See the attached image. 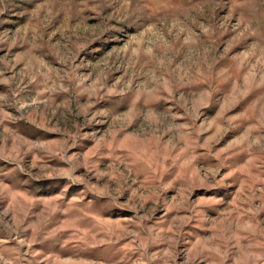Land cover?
I'll use <instances>...</instances> for the list:
<instances>
[{
	"label": "rangeland",
	"instance_id": "obj_1",
	"mask_svg": "<svg viewBox=\"0 0 264 264\" xmlns=\"http://www.w3.org/2000/svg\"><path fill=\"white\" fill-rule=\"evenodd\" d=\"M0 264H264V0H0Z\"/></svg>",
	"mask_w": 264,
	"mask_h": 264
}]
</instances>
